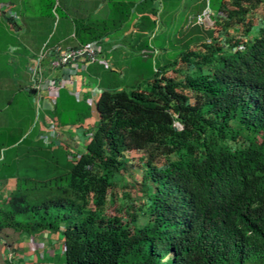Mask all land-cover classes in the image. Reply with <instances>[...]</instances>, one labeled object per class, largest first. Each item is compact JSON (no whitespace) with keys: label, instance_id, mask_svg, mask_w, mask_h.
<instances>
[{"label":"trees","instance_id":"obj_1","mask_svg":"<svg viewBox=\"0 0 264 264\" xmlns=\"http://www.w3.org/2000/svg\"><path fill=\"white\" fill-rule=\"evenodd\" d=\"M254 9L262 24L248 43L224 51L195 25L144 86L102 89L73 161L61 150L0 161L2 179L15 177L0 196L3 244L46 229L60 232L64 264H264V1L223 0L216 12L224 27L247 32ZM179 64L193 73L176 79ZM48 113L64 120L56 103ZM242 129L258 143H239ZM131 158L142 161L143 201L124 219L98 216L90 205Z\"/></svg>","mask_w":264,"mask_h":264},{"label":"rangeland","instance_id":"obj_2","mask_svg":"<svg viewBox=\"0 0 264 264\" xmlns=\"http://www.w3.org/2000/svg\"><path fill=\"white\" fill-rule=\"evenodd\" d=\"M0 1L6 2V0ZM94 1L19 0L20 3L17 6L12 5L13 7L10 6V8L16 9L18 13L16 14L20 17L33 16V19L28 20V22L25 19L26 21L23 24L28 26L29 30H33L34 39L40 38L48 30L58 33L60 28L62 26L65 27V25L68 26L67 30L70 33L73 34L75 32L77 36H80V34L81 36H86L85 39L81 40L91 41L105 32V37L113 40L115 48L110 50L112 44L107 45L106 42L102 41L100 43L102 51L106 49L108 51L107 55L111 56L115 65L122 66V69L119 73H116L110 67L99 64L101 68L102 66L109 68V70H102L103 80L106 82L102 81V84L114 85L118 86V88H130L136 85L144 86L146 80L152 76L155 69L159 68L165 61L171 62L175 60L178 54L184 50L186 39L193 32L192 29L195 25H198L196 30L198 33L193 32L194 35L202 37L204 41L217 43L225 51L234 50L240 44L248 43L250 37L257 32L262 24V16L258 9L253 10V15L250 18L251 27L247 32H244V28H240V26L224 27L223 21L217 20V16H215L216 24H212L213 21L208 17H205L203 21L197 20L193 24L192 17L184 15L185 9L182 7L180 0H162L159 4H156L158 8H162L163 11L176 10L177 13L172 15L162 13L160 19L156 22L148 20L136 23L135 26L140 29V32L132 35L128 31L134 26V23L130 20L123 24L120 22L121 19L125 18L123 14L126 12V6L120 3L121 0L100 1V9L93 14L91 10L95 4ZM194 1H199L197 6H205L207 11L212 12L216 11L219 3L223 0H185V4L189 5ZM190 23L192 24L190 25ZM83 27H86L87 31L85 33L81 32ZM185 27H188L187 32H184ZM63 30H66V28H63ZM206 30H211V35H208ZM17 32L19 31L15 28H10L11 36L8 37L6 32L1 31L0 34L3 35L2 41L11 44L16 43L15 45L22 48L23 44L20 42V35ZM121 34H124V36L117 38ZM16 35L18 38H16ZM189 46L195 49L197 42H192ZM141 48L146 50L141 52ZM122 49L125 51L123 57L120 54ZM23 53L26 56L29 55L27 49H23ZM30 60H28L29 63ZM43 63L42 65H44ZM91 64L98 69L97 62ZM211 67V64L203 65L200 67V71L206 74ZM177 68L178 73L174 74L176 79L191 75L194 71L192 65L179 64ZM0 72L7 77L8 74L12 73V79L15 81L12 87H2V99L4 101L9 100L8 107L3 110L4 114L11 115L13 121L17 120L19 123L17 124L21 129L25 127L27 121L32 117L35 125V122L41 119L42 111L36 99L31 100V97L22 90V86L26 84V81L28 82L27 85L31 84L30 78L37 77L36 74L29 70L28 67L25 72H22L20 67L13 68L9 65L1 69ZM175 127L178 126L175 125ZM259 139L260 136L258 134L250 133L244 129L240 130L238 134L239 143H258ZM21 148L20 153L31 161L36 159L37 155L40 156L39 154L45 153L44 151L41 153L36 150H33L34 152H25L24 146H21ZM173 158H175V155L166 158V160ZM141 165L142 161L131 158L125 163L121 171L112 175L110 188L107 190V194L102 199L101 204L96 207L90 205L95 208L98 216L110 217L114 215L124 219L131 209H136L140 205L145 197L144 185L140 179ZM142 221L143 217L139 215L136 218L135 225L141 226Z\"/></svg>","mask_w":264,"mask_h":264},{"label":"crops","instance_id":"obj_3","mask_svg":"<svg viewBox=\"0 0 264 264\" xmlns=\"http://www.w3.org/2000/svg\"><path fill=\"white\" fill-rule=\"evenodd\" d=\"M104 0H95V4L91 10L95 14L100 9V3ZM162 0H121V4L126 6V12L123 14L125 18L121 19L120 22L126 23L128 20L134 23V26L128 32L132 35L139 33L140 29L135 26L136 23H142V21H153L156 22L160 19L162 13L170 14L177 13L176 10H165L158 8L156 4H159ZM182 7H184V15L192 17V23H196L198 17H201L203 21L205 17L213 20V17L219 16L216 11L209 12L205 6H197L199 1H194L191 4H185V0H180ZM68 2V1H64ZM10 6H17L20 2L19 0H6ZM4 4L0 1V6ZM121 5V6H123ZM13 7V6H12ZM10 8L15 14L16 9ZM18 14V13H17ZM16 14V15H17ZM121 14V15H122ZM20 23L19 32L20 42H22L23 47L19 48L15 44L6 43L0 40V70L4 69L6 66H11L13 68L20 67L22 72L27 70L29 67V59H31L35 53L38 51L42 45L52 46L57 45L61 48L73 47L78 44L92 43L98 49L99 55L105 60L106 65L110 67L113 72L119 73L122 66L115 65L111 56L107 55V50L102 51L100 43L106 42L107 45H111V49L115 48V43L113 40L105 37V32L96 36L94 40H81L85 39L86 36H77L74 32L70 33L67 29L68 26L61 27L58 33L52 30H48L46 34H43L40 38L34 39L33 30H29L28 26L23 23L28 22V20L33 19V16L24 18L23 16H18ZM26 19V20H25ZM120 23V24H121ZM190 23V25L192 24ZM198 26V25H197ZM10 26L7 22L0 16V32H6V36L10 37ZM66 28V30H63ZM185 27L184 32H187ZM86 27H83L81 32L85 33ZM18 35V36H19ZM124 34L117 36V38L123 37ZM88 37V36H87ZM16 38L17 35H16ZM115 42V41H114ZM23 49H27L29 55L26 56L23 53ZM146 49H140L142 52ZM122 57L125 51L122 49L120 51ZM26 57V58H25ZM124 59V58H120ZM164 59V58H163ZM162 60V59H161ZM45 66V61H43ZM167 61L163 62V64ZM42 64V63H41ZM98 63L97 68L93 67V64L86 66L67 64L62 66L59 70L52 73L55 78V87H49V89L55 90L56 97L54 99V104L56 103V110L62 116L64 120L63 126L58 130L55 136V141L57 146L54 148L43 146L41 142V136L45 135L43 131V115L51 111L50 102L46 97V81L40 84V91L34 92L26 84L22 86V90L31 97V100L38 102V106L42 111V117L39 121H36L35 125L33 117L27 121L24 128H19L17 120L13 121L11 115L4 114L3 110L8 107L9 100L2 99V87H12L15 81L12 79V73L8 74V77L0 72V145L1 142H6L9 140H14L12 144L0 146V161H8L9 163L18 161L24 155L20 153L21 146H24L25 152L33 150L39 152L47 153L48 150H61L65 153L66 158L69 161H73L76 156L84 150V145L93 130L96 123L95 120V101L98 97L99 92L109 85H103L105 80H103L102 70H109L104 68ZM104 65V64H103ZM101 68V69H100ZM42 74L44 76L48 75V71L45 67H42ZM108 84V83H107ZM53 109V108H52ZM18 123V124H17ZM36 144V145H35ZM64 148H67L66 151ZM4 149V153L2 150ZM3 153V154H2ZM43 154V153H42ZM41 154V155H42ZM2 166L0 165V196L6 197L13 189L15 183V177L9 176L2 179ZM59 231L52 232L50 230H40L39 232L23 236L18 239L12 245L5 246L0 240V246H3L4 252H0V264H64L63 260V245L62 238L59 237Z\"/></svg>","mask_w":264,"mask_h":264},{"label":"built area","instance_id":"obj_4","mask_svg":"<svg viewBox=\"0 0 264 264\" xmlns=\"http://www.w3.org/2000/svg\"><path fill=\"white\" fill-rule=\"evenodd\" d=\"M0 16L8 23L11 28L19 29L20 23L17 15L10 9L8 3H4L0 6ZM203 17V16H201ZM198 17V20H201ZM45 61V66L41 63ZM102 63L106 65L105 60L99 55L98 49L92 43L78 44L73 47L61 48L57 45L47 46L42 45L36 54L30 60L28 69L36 74L37 77H31L30 88L35 92L40 91V84L46 83V97L49 100L50 109L52 110L54 106V99L56 97L55 90L49 89V87H55V78L52 73L59 70L62 66L67 64L86 66L91 63ZM42 67H45L48 71V75L44 76L42 74ZM43 131L45 135L41 136V142L43 146L54 148L57 146L55 141V136L58 130L63 126L58 121H56L50 113L43 115ZM174 126H178V123H174ZM91 133V132H90ZM68 151L67 148H64ZM59 237L62 238L59 233ZM4 245L0 246V252H4Z\"/></svg>","mask_w":264,"mask_h":264}]
</instances>
